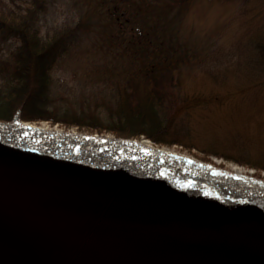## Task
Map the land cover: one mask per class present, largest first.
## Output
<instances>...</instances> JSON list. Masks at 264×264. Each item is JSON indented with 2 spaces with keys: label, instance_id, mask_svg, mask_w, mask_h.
Here are the masks:
<instances>
[{
  "label": "trees",
  "instance_id": "16d2710c",
  "mask_svg": "<svg viewBox=\"0 0 264 264\" xmlns=\"http://www.w3.org/2000/svg\"><path fill=\"white\" fill-rule=\"evenodd\" d=\"M57 1L0 0V41L11 42L7 54H0V123L13 127L0 130L10 134L28 128L21 120L49 119L111 131L113 139L41 130L44 136L39 135L72 155L111 148L164 166L175 165L182 173L197 177H224L208 167H194L137 145L132 139L144 135L157 142L179 141L169 133L175 112L170 109L184 94L175 90H180L182 79L196 76V69L209 70L210 57L232 52L236 46L239 50L246 44L248 52H264V19L259 22L262 30L254 36L257 4L242 22L247 27L235 35L248 39L244 43L220 39L229 19L213 26L200 23L206 9L216 3L241 1L252 6L258 0H70L76 2L75 17L44 35L42 19ZM78 49L86 53V60H92L91 75L83 85L68 86V97H64L55 83L60 79L52 70L65 54ZM195 53L200 57L197 62L191 60ZM5 149L0 140V155L9 156ZM29 160L35 167L58 169L59 174L78 165L48 154L29 156ZM236 160L264 169L244 158ZM21 170L0 163L1 198L40 206L22 208L0 200V254L17 264H264V217H240L218 235L194 231L172 237L150 229L108 230L75 217L46 216L73 211L103 221L218 228L230 212V208L224 210V201L154 209L139 204L114 206L99 198L92 205L84 203L75 189L63 190L60 180L40 179L43 172L27 174L26 168L25 176Z\"/></svg>",
  "mask_w": 264,
  "mask_h": 264
},
{
  "label": "rangeland",
  "instance_id": "374dc122",
  "mask_svg": "<svg viewBox=\"0 0 264 264\" xmlns=\"http://www.w3.org/2000/svg\"><path fill=\"white\" fill-rule=\"evenodd\" d=\"M74 3L70 0H58L42 19L41 32L44 35L51 34L62 22L71 21L77 9ZM243 4L241 1L216 3L206 9L200 23L213 26L224 18V23L229 19L220 39L225 42L233 39L240 41L241 37L235 35L241 33V28L247 27L242 22L257 7L254 16L255 36L262 30L259 22L264 19V0H258L252 6ZM254 4L257 5L254 7ZM194 19L193 16L191 20ZM247 40L243 39L241 42ZM10 46L11 42L0 41V54H7ZM236 47L232 52L217 55V58L210 57L209 63L213 65H210L209 70L196 69V76L185 77L180 83V90L175 89L177 93L184 94L181 93L182 96L171 105L170 111L175 112L170 119L169 133L179 141L157 142L144 135L135 139L154 149L189 158L229 176L249 178L247 181L264 184L262 167H252L236 160L244 158L264 165V52H248L245 50L246 44L239 46V50ZM199 58L197 53L191 56L193 62H197ZM91 61L86 60V53L82 49L67 53L59 59L52 74L60 79L55 83H58L64 97H68V86L76 82L82 85L88 82ZM21 125L64 134L115 138L111 131H97L87 126L67 125L49 119L21 120ZM0 126L9 130L13 128L5 122H1ZM0 140L6 144L5 150L9 152V156L0 155V163L22 169L25 176L33 174L32 171L35 170L41 171L43 175L40 179L46 176L50 180L62 181L63 190L75 189L87 204L93 205L99 198H103L102 201L114 206L139 204L152 206L154 209H174L173 207L203 206L218 201L242 204L263 194L259 189L247 188L234 180L209 178L203 182L204 179L197 181L188 179L187 176L176 178L175 169L169 165L163 168L158 162H151L138 154L105 148L86 149L84 154L73 155L72 160L78 165L72 167V171L59 174L58 169L35 167L29 160V156H44L43 150L47 148L55 151L47 150L48 155L66 157V153H56L62 150L58 143L41 137L28 128L10 134L0 130ZM207 149L224 155L218 156L214 152H207ZM25 168L27 174L23 172L26 171ZM0 259L3 264H13L1 255Z\"/></svg>",
  "mask_w": 264,
  "mask_h": 264
},
{
  "label": "water",
  "instance_id": "95a60500",
  "mask_svg": "<svg viewBox=\"0 0 264 264\" xmlns=\"http://www.w3.org/2000/svg\"><path fill=\"white\" fill-rule=\"evenodd\" d=\"M241 183L249 188L259 189L263 191V194L260 197H257L255 198V200H252L250 202H244L242 204H237V203L224 204L223 206L224 210L230 208V212L226 213L227 215L222 218L221 224L218 228H213L210 226H201V225H189L184 227H168L159 222H152V221H138V222L103 221V220H95L93 218L80 215L76 212L63 213L55 217H75L81 219L83 222H85L86 224L92 227L100 228V229H108V230L150 229L156 232L167 234L172 237H181L189 232H194V231H203L210 233L212 235H218L221 232H223L231 222L237 220L240 217H251L254 219L264 217V184L254 183L247 180H243V182ZM0 200L8 203L10 206H21L23 208H27V207L39 208L38 205L32 203L18 204L3 199L1 197ZM163 214H167V211L163 212Z\"/></svg>",
  "mask_w": 264,
  "mask_h": 264
},
{
  "label": "bare ground",
  "instance_id": "6f19581e",
  "mask_svg": "<svg viewBox=\"0 0 264 264\" xmlns=\"http://www.w3.org/2000/svg\"><path fill=\"white\" fill-rule=\"evenodd\" d=\"M0 264H3V262L1 261V259H0Z\"/></svg>",
  "mask_w": 264,
  "mask_h": 264
}]
</instances>
